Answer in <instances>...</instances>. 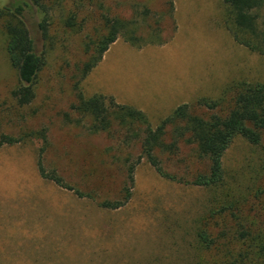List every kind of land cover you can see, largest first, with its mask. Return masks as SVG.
I'll list each match as a JSON object with an SVG mask.
<instances>
[{"label":"rangeland","instance_id":"obj_1","mask_svg":"<svg viewBox=\"0 0 264 264\" xmlns=\"http://www.w3.org/2000/svg\"><path fill=\"white\" fill-rule=\"evenodd\" d=\"M168 1H64L51 11L48 38L39 43L45 65L34 98L24 106L12 95L17 72L0 23V138L22 139L0 146V264H224L221 254L197 242L196 231L209 213L222 210L225 225L236 219L233 215L264 218V154L241 137L224 152L222 185L172 181L142 160L130 200L115 210L98 205L120 199L124 157L131 152L136 161L138 148L131 151L119 146L117 138L89 130L73 110L78 81L84 97H112L142 110L152 126L179 105L196 109L199 99H216L234 83H264V55L233 40L225 27V4L171 0V10ZM68 15L77 23L82 19L78 30L64 25ZM107 19L135 22L154 43L138 48L119 36L81 79L84 41L101 35ZM258 23L263 29L264 9ZM159 40L165 43L157 44ZM40 149L44 167L72 190L39 175ZM161 161L183 180L207 169V161L186 144ZM212 221L211 229H222L224 223ZM224 241L215 244L221 247Z\"/></svg>","mask_w":264,"mask_h":264},{"label":"trees","instance_id":"obj_2","mask_svg":"<svg viewBox=\"0 0 264 264\" xmlns=\"http://www.w3.org/2000/svg\"><path fill=\"white\" fill-rule=\"evenodd\" d=\"M64 1L68 0H0V23L6 34V51L17 72V86L12 95L19 106L29 104L35 96V83L45 65V50L39 43L48 38V30L53 23L51 11L62 6ZM220 1L228 8L225 27L233 40L251 52L264 55V28L261 29L258 23L264 0ZM168 2L172 10V1ZM68 16L63 21L64 25L78 30L82 19L77 23L74 15ZM104 23L105 30L101 35L84 41L87 57L79 66L81 79L96 66L119 36L138 48L154 43L144 38L134 26L135 22L107 19ZM79 83L75 84L77 100L73 110L87 121L89 130L117 138L119 146L131 151L138 148L136 161H133L131 152L124 157L126 179L120 199L99 201L102 208L119 209L130 200L135 168L142 160L169 180L185 185L215 187L224 183L223 155L236 137L260 147L264 154V83H234L216 99H199L196 109L187 104L179 105L156 126L150 124L142 110L119 104L112 97L100 94L84 97L77 86ZM20 141L21 138L1 136L0 146ZM181 144L191 146L195 156L207 161L205 172L183 180L165 170L161 156L171 159L179 152ZM36 165L43 179L73 189L55 171L44 167L42 149L38 151ZM74 192L79 197L84 196L78 190ZM222 214V210L209 213L210 219H206L203 228L196 231L199 246L221 254V263L224 264H264V218L250 216V219H239L233 215L236 219L225 225L226 219H222ZM216 217L224 223L221 230L210 228V220L220 225ZM249 228H253V232ZM223 239L227 241L221 243V247L216 246V241Z\"/></svg>","mask_w":264,"mask_h":264}]
</instances>
